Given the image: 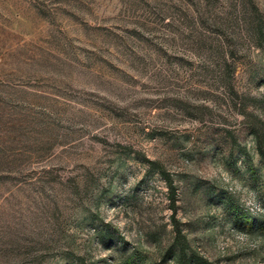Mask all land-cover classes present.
I'll return each instance as SVG.
<instances>
[{
  "label": "rangeland",
  "instance_id": "obj_1",
  "mask_svg": "<svg viewBox=\"0 0 264 264\" xmlns=\"http://www.w3.org/2000/svg\"><path fill=\"white\" fill-rule=\"evenodd\" d=\"M264 0H0V264H264ZM148 158L157 163L152 164Z\"/></svg>",
  "mask_w": 264,
  "mask_h": 264
},
{
  "label": "trees",
  "instance_id": "obj_2",
  "mask_svg": "<svg viewBox=\"0 0 264 264\" xmlns=\"http://www.w3.org/2000/svg\"><path fill=\"white\" fill-rule=\"evenodd\" d=\"M261 152L264 156V146H260ZM150 163L156 164L157 162L155 160H152L148 158ZM162 174L165 176L169 189H170V199H171V205L174 209V212L172 214L173 222L176 228V240L181 244V258L183 259L184 263L191 264L193 258L188 253V244L186 240V235L184 234L182 228L180 227V220L176 217V211H177V186L175 185L174 178L170 171H168L165 168H161ZM197 263L199 264H214L212 261H210L208 258L201 254L195 253V259Z\"/></svg>",
  "mask_w": 264,
  "mask_h": 264
}]
</instances>
